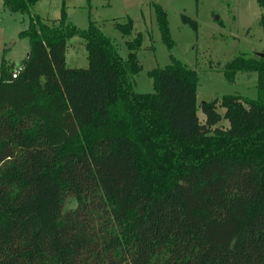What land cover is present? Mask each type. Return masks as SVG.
Here are the masks:
<instances>
[{
    "label": "trees",
    "instance_id": "obj_1",
    "mask_svg": "<svg viewBox=\"0 0 264 264\" xmlns=\"http://www.w3.org/2000/svg\"><path fill=\"white\" fill-rule=\"evenodd\" d=\"M2 1L27 13L40 0ZM116 28L132 35L130 21ZM21 36L23 71L0 65V264H264V58L238 57L225 74L256 73L257 100L198 106L197 75L176 62L149 73L153 93L135 92L140 36L123 60L65 11L32 17ZM75 36L86 69L66 64Z\"/></svg>",
    "mask_w": 264,
    "mask_h": 264
},
{
    "label": "rangeland",
    "instance_id": "obj_2",
    "mask_svg": "<svg viewBox=\"0 0 264 264\" xmlns=\"http://www.w3.org/2000/svg\"><path fill=\"white\" fill-rule=\"evenodd\" d=\"M156 6L166 15L171 44L164 42L159 29ZM66 13L67 24L76 30H100L127 60L128 41L140 36L137 59L142 67L134 76V90L150 94L155 85L149 73L174 62L196 73L197 105L225 96L257 100L258 75L237 73L230 82L225 74L236 58L259 60L264 54V30L260 25L264 10L257 0H40L27 13H12L0 0V65L21 67L30 50L29 39L22 37L36 16L44 23L59 21ZM132 25V35L124 37L117 24ZM86 43L78 36L67 41L66 64L72 69L88 67ZM223 116L224 110L218 109ZM203 124L205 117L198 111ZM222 128L228 122L222 121ZM76 203L69 200L66 208Z\"/></svg>",
    "mask_w": 264,
    "mask_h": 264
},
{
    "label": "built area",
    "instance_id": "obj_3",
    "mask_svg": "<svg viewBox=\"0 0 264 264\" xmlns=\"http://www.w3.org/2000/svg\"><path fill=\"white\" fill-rule=\"evenodd\" d=\"M23 71V67L16 68L12 74V78L16 79L18 75Z\"/></svg>",
    "mask_w": 264,
    "mask_h": 264
},
{
    "label": "water",
    "instance_id": "obj_4",
    "mask_svg": "<svg viewBox=\"0 0 264 264\" xmlns=\"http://www.w3.org/2000/svg\"><path fill=\"white\" fill-rule=\"evenodd\" d=\"M259 57L264 58V54L259 55ZM28 58H29V56H27V59Z\"/></svg>",
    "mask_w": 264,
    "mask_h": 264
}]
</instances>
